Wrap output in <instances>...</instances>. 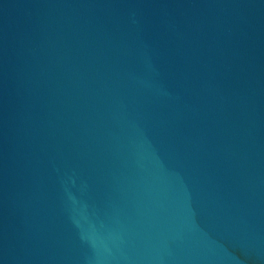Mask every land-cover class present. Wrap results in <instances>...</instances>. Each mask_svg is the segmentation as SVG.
I'll list each match as a JSON object with an SVG mask.
<instances>
[{
  "label": "water",
  "instance_id": "obj_1",
  "mask_svg": "<svg viewBox=\"0 0 264 264\" xmlns=\"http://www.w3.org/2000/svg\"><path fill=\"white\" fill-rule=\"evenodd\" d=\"M0 264H264V0H0Z\"/></svg>",
  "mask_w": 264,
  "mask_h": 264
}]
</instances>
